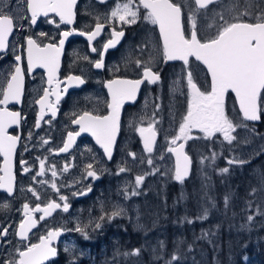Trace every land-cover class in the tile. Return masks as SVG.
<instances>
[{"label": "flooded vegetation", "instance_id": "af4514ba", "mask_svg": "<svg viewBox=\"0 0 264 264\" xmlns=\"http://www.w3.org/2000/svg\"><path fill=\"white\" fill-rule=\"evenodd\" d=\"M5 2H7L8 7L4 8V11L7 12L11 9L13 16L27 15L30 18V14L26 13L24 0H0V7H4ZM125 2L126 0H107L106 3H100L99 0H77L71 24L61 23L60 18L51 12L47 17H38L34 25L30 24L27 19H21L18 21L13 33L8 37L6 51L0 52L2 56L1 63H10L11 65L8 79L17 64H19L23 74L19 102L10 101L5 107L0 104V109L2 110L6 108L8 111L20 113L19 123L13 124L7 129L9 135L19 136L20 140L17 142L12 163L13 195L8 196L4 191L0 190V230L3 228H8L9 230V234L6 237L0 238V244L3 245V247H0V264H3L4 259L9 258L5 254L14 252V255L12 254L11 256H16L14 245L23 247L26 244L39 243L40 238L46 236L49 230L56 229L61 232L52 241V246L57 249V255L54 258H50L45 264H67L68 262H73L70 254L63 251L64 243L70 239L73 241L82 240L83 235L75 231L77 227L75 225L79 221V226L83 227L81 223L83 222L84 210L91 206V202L95 203L94 199L99 196L95 188L98 185H102L103 192H105L108 185L105 182L106 177H101L98 172L99 178L97 179L86 175V165L92 163L95 169L94 165L98 163L97 161L91 162V159H89L90 151L92 150L94 154L98 152L97 156L100 157L102 162L111 165L116 157L121 159L123 149L128 147L144 148L139 132L134 133L133 137L129 134L131 132L130 122L135 120L142 127H148L149 123H152L151 119L147 121L143 119L147 115L148 108H150L153 118H159L161 122L168 111L176 112L179 108L176 102L181 94L178 91L176 79L182 77V68H185L186 65L180 60H165L162 40L160 39L157 26L144 19L146 10L142 7L139 8L138 18L133 24L126 25L120 21L117 24L116 20L111 19V11L115 6L117 4L122 5ZM176 2L185 3L186 0L182 2L176 0ZM187 2L194 7L193 0H187ZM137 4L138 0H134L133 10H136ZM211 5L213 4H209L206 9L198 11H208ZM187 13L188 8L185 7L182 12V24L187 38L190 39L191 30L186 27ZM49 20H52L53 23H49ZM251 22H255V20ZM97 23L102 24L103 27L100 34L91 42H89L87 35L79 34L80 32L90 33L95 31ZM114 30L122 31L124 35L113 37L112 33ZM63 32H68L69 35L65 38L59 57L60 64L56 79L51 86L56 87V84L59 83L60 100L56 102L55 95L49 97V100L56 105V116L53 118L51 111L46 108L40 120V127L37 128L36 121L40 116L41 106L35 101L43 96V89L50 86L48 84V74L44 68L35 67L30 72L28 70L26 37L31 36L41 45L49 43L58 45ZM41 33L44 35L42 36ZM214 35L211 31L207 35L198 33V38L203 41L210 39ZM112 39H115L117 43L105 51L103 45ZM93 47L98 52L104 53L102 58L104 66L102 68L97 69L94 66L95 61L101 60V56L98 52L92 51ZM16 55L21 57L19 62L15 60ZM151 58H154L153 62ZM138 59L158 75V79L155 82L149 83L144 80L143 69L136 66ZM189 65L193 74V82L199 90L210 92L209 79L204 68L192 57L189 58ZM188 72L186 71L185 78L186 87L189 89L187 83ZM69 76H78L84 83L77 85L75 81L67 79ZM114 79H141L143 82L137 90L135 99L126 100L120 108L119 130L113 145L112 158L109 159L104 154L103 148L96 143L95 138L88 132H80L79 125L73 124L72 121L84 112L107 115V103L110 102L111 97L105 85ZM4 87H6V83ZM263 95L264 89L261 90L258 97L260 114H262L260 105ZM1 98L2 91L0 93ZM224 102L225 106L231 107L232 110L238 113L234 98L230 93L227 92L225 94ZM156 105H159V109L156 108ZM177 117L178 115H176ZM152 124L155 128L154 123ZM258 124L259 122L253 124V127H256L257 131L264 133V127L260 128ZM260 124L263 125L262 122ZM155 129L156 141L153 149L160 137L159 131L157 128ZM30 132L32 133L31 139H29ZM69 132H80V134L75 137L67 152H59L58 150L63 147ZM45 139L48 141L47 144L43 143ZM170 139H168V142ZM211 139L221 140L222 137L219 136V133H216ZM181 142L184 143V150L188 154L192 166V157L187 149V140L177 141V145L170 146L176 147ZM26 148L27 150H25ZM37 148H39V153L35 154L33 149ZM49 149H52V151H49ZM169 154L172 161L171 153L169 152ZM129 158L132 160V156ZM41 159L45 161L46 170L44 175L36 177L34 182L33 177L40 170ZM21 160L27 162L28 172L23 171ZM66 165L68 170L64 171ZM53 166L57 171V177L55 178L51 175ZM0 167H2L1 157ZM2 175L3 172H0V176ZM46 176L48 178L44 180L45 183H39L40 178L44 179ZM50 181L56 183L59 189L58 192L53 188L46 192H38L40 198L37 199L31 192L27 191L29 187L34 189L35 187L45 186ZM24 187H27V189L21 191V188ZM74 192L83 194L73 195ZM60 195L67 197L66 202L69 204L67 212L62 210V205L65 201L59 200ZM52 201L59 203L61 207L53 211L51 216L40 220L43 213L34 210L36 205L39 204L41 207H45ZM25 203L29 205V214L37 221V224L28 231V239L20 241L16 233L21 222L25 221L23 209ZM4 205H7V207ZM107 220L99 221L100 225H105ZM105 241L106 244L110 243L107 238H105ZM78 260L82 261V258L80 257Z\"/></svg>", "mask_w": 264, "mask_h": 264}, {"label": "snow or ice", "instance_id": "6c2138e0", "mask_svg": "<svg viewBox=\"0 0 264 264\" xmlns=\"http://www.w3.org/2000/svg\"><path fill=\"white\" fill-rule=\"evenodd\" d=\"M26 3L27 15L13 16L11 9L4 11L8 7L5 2L4 7H0V52H5L8 47V37L13 33L14 28L17 27L18 21L27 19L32 25L36 24L37 18L40 16L47 17L48 14L54 13L60 18L61 23L71 24L74 17V7L77 0H24ZM100 3H106L107 0H99ZM216 0H194V7L191 3H177L176 0H138L136 10H133L134 0H126L125 3L117 4L111 11V19L118 20L123 24L135 23L138 18V10L140 7L146 10L144 19L149 23L158 26L160 39L163 44V56L165 60H180L186 66L189 65V58L194 57L196 61L203 64L207 72L211 76V91L202 92L193 82V74L189 68L187 83L190 89L189 99L187 103L186 114L182 117V122L179 124L178 133L169 141L170 145H177V141L192 139L190 132L192 129H198L204 133L205 139H211L216 133H220L223 139L228 143H232L235 136L232 135L241 125L236 124L226 114L225 110V93L229 90L235 93L236 100L239 103L240 112L243 114L245 121H257L260 119V108L258 106V97L262 89H264V8L260 9L259 15H255L250 9L252 8V0H247V7L239 11L232 19V21L225 20L220 16V21L217 25L209 24L208 27H216L217 31L214 36L207 40L198 38V25L196 16L198 10L206 9L209 4L215 3ZM187 7V24L191 30V38H187L185 28L182 24V12ZM248 16L254 19L255 22L244 21L242 17ZM131 17V19H128ZM53 23L52 20L48 21ZM103 25L96 24L95 31L90 33L80 32V35H87L89 42H91L98 34H100ZM43 36L44 34L41 33ZM69 35L68 32L61 33L62 38L59 44L49 43L41 45L37 43L31 36L26 37L27 42V62L29 72L35 67H42L48 74L49 88L43 89V96L35 102L41 106L40 116L37 118L36 127H40V120L43 117L44 111L47 108L51 111L53 118L56 116V105L49 100V97L55 95L56 102H59V83L56 87H51L53 81L56 79V73L60 64V53L65 43V38ZM113 37L123 36L122 31H113ZM117 41L115 39L109 40L103 45L104 50L113 47ZM93 52L98 50L93 47ZM101 60H97L94 66L99 69L103 65V52H98ZM15 60L19 62L21 57L15 56ZM137 68L143 69V78L149 83H153L158 79V75L154 73L150 67L146 66L141 60L136 61ZM69 81H75L77 85L83 84L84 81L78 76H69ZM141 79L136 80H119L114 79L109 81L105 86L108 88L110 102L107 103L108 114L97 115L89 112H84L78 118L73 119L72 123L79 125L80 132L90 133L104 150V154L111 159L113 145L116 141V135L119 130L120 108L126 100H134L140 84ZM23 84L22 70L17 64L15 71L10 74V78L6 80V87L2 89V99L0 104L7 105L10 101L19 102ZM159 109V105H156ZM20 113L15 111H8L6 108L0 110V156L3 159V166L0 167V189H3L9 196L13 195V175H12V157L16 151L17 142L20 140L19 136L9 135L7 129L13 125L18 124ZM247 127V125H243ZM143 142L144 151L151 154L153 145L156 141V129L152 123L148 127H137ZM80 132H69L67 140L60 148L59 152H67L75 137ZM32 133H29L31 139ZM44 144L48 141L43 140ZM184 144L181 143L176 147H168L167 151L176 157L174 179L177 182H183L188 175L190 160L184 153ZM27 150V148L25 149ZM52 151V149H49ZM135 160V153H129ZM163 159V157H161ZM215 159V153L212 156ZM148 164L152 165L153 160L148 159ZM203 162V161H202ZM26 161L21 160V166L24 172H28ZM228 163L243 164L244 160L230 159ZM86 175L94 179L99 178L92 163L86 165ZM45 161L40 160V170L35 173L33 177L34 182L36 177L43 176L45 173ZM67 165L64 171H67ZM127 171L126 168H119V173ZM222 172H228L225 168ZM53 178L57 177L55 167L51 169ZM144 176H136V188L142 184ZM39 183H45L40 180ZM50 186L59 191L56 183L49 182ZM90 190V188H89ZM33 196L39 199V194L31 187L27 189ZM257 189H253L255 193ZM83 194L74 192L73 195ZM131 195H138L135 189ZM125 196L128 192L125 191ZM59 200L65 201L62 205V210L67 212L69 204L66 202L67 197L59 196ZM228 198L225 197V204L227 205ZM7 207V205H4ZM61 205L55 201L49 202L45 207L36 205L35 211L42 212L43 215L40 220L51 216L53 211L60 208ZM25 213V221L19 225V230L16 235L20 241L28 239L27 233L31 228L35 227L37 221L29 214V205H23ZM123 212L122 208H117L107 218L110 220ZM207 213L205 212V217ZM100 220L105 219L104 216L99 217ZM249 221L252 216L248 217ZM191 222V221H189ZM100 223H96L95 227L99 228ZM86 226H77L75 231L80 232L85 239L89 236L85 231ZM9 234L8 228L0 230V238L6 237ZM61 234L59 229L49 230L46 236L40 238L39 243L26 244L23 247L14 245L16 256H10L3 260V264H45L50 258L57 255V249L52 246V241ZM10 243V242H9ZM0 247H3L0 244ZM139 251H134L131 255H138ZM127 255V254H126ZM18 257V258H17ZM179 258L176 254L171 256L168 264H173Z\"/></svg>", "mask_w": 264, "mask_h": 264}, {"label": "rangeland", "instance_id": "374dc122", "mask_svg": "<svg viewBox=\"0 0 264 264\" xmlns=\"http://www.w3.org/2000/svg\"><path fill=\"white\" fill-rule=\"evenodd\" d=\"M179 1L182 2L183 0ZM245 7H247V0H221V2L211 5L208 11H198L196 16L198 33L207 35V33L211 31L212 34H215L217 28H209V24L217 25L218 23H222V21H220L221 15L225 20L231 22L233 17ZM262 8H264V0H252V8L250 10L255 15H259L260 9ZM128 19H131V17H128ZM242 19L244 21H254V19L248 16H244ZM116 21L118 24L119 21ZM130 24L133 23L126 25ZM186 27L189 28L187 19ZM1 59L2 56L0 55V93L6 83L5 81L8 79L9 67L11 66L10 63H1ZM151 59L153 62L154 58ZM189 68L190 65L182 68V77L176 79L178 91L181 94L179 100L176 102V105L179 107L177 111H168L161 122L159 118H153L150 108H148L147 115L143 118L146 121L151 119V122L154 123L155 128H157L160 133L159 140L151 154L146 153L142 147H128L122 150L123 156L121 159L116 157L111 165H107L97 156L98 152L94 154L92 150L90 151L89 159H91V162H98L94 165L95 170L101 177H106L105 182L108 185L105 192H103L102 185H98L95 188L99 196L94 199L95 203L91 202V206L84 210L83 222L81 224L86 226L85 231L89 238L85 239L84 236H82V240L80 241H73L70 239L64 243L63 251L70 254L73 260V262H68L67 264H84L85 262L86 264H109L110 260L117 255L118 247L121 246V232L129 233V230H132L133 234H135L142 229L149 227L153 228L159 224L160 221L164 222L170 218L169 215L173 212V209L165 206L166 189L169 186H173L175 183L178 189L183 190L184 183H176L174 179L172 161L167 151L168 147H170L168 139L175 137L178 133L179 124L182 122V117L187 111L190 90L186 87L185 75L186 71H189ZM260 107L261 113L264 115V95ZM225 110L231 120L241 125L232 133L236 139L230 144L223 139L220 133L219 136L222 137L221 140L205 139L204 133L200 132L198 129H192L190 132L192 139H187V149L193 161L190 178L198 179L199 181L203 180L202 177H205L204 170L207 167L211 168L208 166L209 164L207 162L210 164L223 163V169H238L241 171L244 167L264 155V133L257 131L256 127H253V125H249V123L244 121L238 113L231 109V107L225 106ZM176 115H178L177 118ZM136 122L135 120L130 122L131 132L129 134L132 137L134 133L137 132L136 128L142 127ZM243 125H247V127ZM212 150L215 152L214 161L212 159L214 154ZM33 151L37 154L39 153V148L33 149ZM130 152L135 153V160L133 157L132 160L129 158ZM223 154H226V156H223ZM161 157H163V159H161ZM149 158L153 160L152 165H149L147 162ZM219 159L220 162H218ZM230 159L244 160L246 163H233L230 165L228 163ZM121 167L126 168L127 171L117 174ZM251 167V170H247L243 173L241 172V176H250L258 185V179H261L263 176L262 170L264 169V161L261 162V165H256L255 168L254 166ZM137 175L144 176V180L139 188H136L135 183ZM47 178L48 176L44 179L40 178V180H45ZM51 188L50 183L47 182L45 186L35 187L34 190L38 193L49 191ZM249 188H252L250 184H245V189ZM26 189L27 187L21 188V191H25ZM134 189L138 192V195H131ZM255 189H257V191L255 193L252 191L251 200L239 201V198H237L233 206L239 211V218L243 219L242 225L246 228L245 230L252 233H254L252 226L257 228L258 224L255 220L264 224V196H260L261 189L259 190L258 186ZM125 191L128 192L127 197L125 196ZM262 192L264 191L262 190ZM117 208H122L123 212L107 220L106 217L111 215ZM191 214L192 213L189 211L183 212L181 217L189 219L193 217ZM250 215L252 216L251 221L248 219ZM101 216L105 217L107 223L96 228V223L105 220H100L99 217ZM209 218L210 214L207 213L206 217L204 214L203 220ZM78 225L79 221L75 226ZM224 225L223 223L217 226L224 227ZM125 235L126 234H124V236ZM104 237L109 240V244H106ZM12 254L14 255V252H12ZM12 254L9 252L5 255L10 257ZM80 257L82 261L78 260ZM243 259L245 260V257H243ZM198 260L201 262L204 261L202 258Z\"/></svg>", "mask_w": 264, "mask_h": 264}, {"label": "trees", "instance_id": "16d2710c", "mask_svg": "<svg viewBox=\"0 0 264 264\" xmlns=\"http://www.w3.org/2000/svg\"><path fill=\"white\" fill-rule=\"evenodd\" d=\"M258 125L264 127V115ZM212 153L215 152L212 150ZM262 161L264 155L241 171L233 169L228 172L221 171L223 163H211V166L207 162L211 168L204 170L205 177L201 181L190 178V171L189 178L182 182L183 190L175 183L166 189L165 206L173 209L170 218L135 234L132 230L121 232V246L109 264H168L173 254L179 258L173 264H264V224L255 220L258 224L257 228L252 226L254 233L247 232L239 211L233 207L237 198L239 201L251 200V193L257 186L261 189L260 196H264V169L258 185L250 176H241V172L261 165ZM245 184L252 188L245 189ZM225 197L228 198L227 205ZM187 211L193 217L182 218L181 214ZM205 212L210 218L203 220ZM223 223L224 227L217 226ZM137 250L138 255H131ZM200 258L204 261H199Z\"/></svg>", "mask_w": 264, "mask_h": 264}, {"label": "water", "instance_id": "95a60500", "mask_svg": "<svg viewBox=\"0 0 264 264\" xmlns=\"http://www.w3.org/2000/svg\"><path fill=\"white\" fill-rule=\"evenodd\" d=\"M194 1V0H193ZM220 0H216V2H219ZM215 2V3H216ZM213 4V3H212ZM157 29H158V31H159V28H158V26H157ZM163 45V44H162ZM194 60H195V58L194 57H192ZM166 61H173V60H166ZM196 61V60H195ZM196 62H198L203 68H204V70H205V72H206V74H207V77H208V79H209V87H210V91H211V76H210V74L207 72V69H206V67L203 65V64H201L199 61H196ZM14 71H15V68H14ZM13 71V72H14ZM10 78V77H9ZM228 93H230L232 96H233V98H234V101H235V105H236V109H237V111H238V113H239V115H240V117L242 118V119H244L243 118V114L240 112V108H239V103L237 102V100H236V96H235V93H233V92H231V90H229L228 91ZM226 94V93H225ZM3 98V97H2ZM1 98V99H2ZM258 102V101H257ZM1 106L2 107H5V105H3V104H1ZM0 110H2V109H0ZM260 121V119L259 120H257V121H248V122H251V123H257V122H259ZM182 143V142H181ZM180 143V144H181ZM184 144V143H183ZM183 151H184V153L188 156V154L185 152V150L183 149ZM171 158H172V166H173V174H174V172H175V163H176V157L171 153ZM1 158H2V166H3V157L2 156H0ZM13 157H14V154H13ZM13 157H12V163H13ZM189 157V156H188ZM189 160H190V158H189ZM190 169H191V161H190V165H189V172H188V175L184 178V180H183V182L184 181H186L188 178H189V176H190ZM3 176V175H2ZM176 181V180H175ZM177 182V181H176ZM177 183H179V182H177ZM12 184H13V180H12ZM1 191H4L3 189H0ZM5 192V191H4ZM6 194H7V192H5ZM8 195V194H7ZM9 196V195H8Z\"/></svg>", "mask_w": 264, "mask_h": 264}]
</instances>
